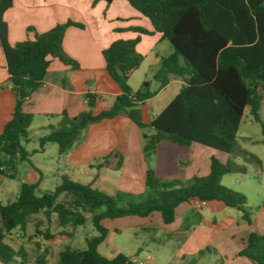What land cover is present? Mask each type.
Instances as JSON below:
<instances>
[{"label": "trees", "instance_id": "1", "mask_svg": "<svg viewBox=\"0 0 264 264\" xmlns=\"http://www.w3.org/2000/svg\"><path fill=\"white\" fill-rule=\"evenodd\" d=\"M100 1L110 4L114 0H94ZM126 1L149 19L153 27L152 32L139 27L131 30L139 35L160 33L173 48V53L162 59L155 74L159 89L166 87L172 77L181 78L185 85L159 115L148 123L142 121L136 107L156 92L149 90L148 82L137 92L128 83L130 74L144 60L136 50L140 37L116 41L103 51V57L106 71L121 94L109 108L102 110H96L97 97L86 94L87 109L73 118L64 112L58 125L51 126L49 133L39 139L41 148L54 144L59 155H64L88 127L121 114L139 130H149L143 144L147 159L163 141L182 147L199 144L230 154L247 110L254 122L261 123L264 134L260 117L264 101V0ZM13 2L0 0V47L16 102L12 119L0 133V176L9 179H15L20 163L31 164L23 142L28 137L33 116L24 112L23 105L43 85L52 60L79 69L78 62L65 53L63 41L69 27H81L68 21L35 34L33 40L11 45L3 15ZM244 171L243 167L225 165L215 157L211 158L210 173L206 177L186 183L162 181L154 169H149L147 192L141 201L125 193L108 195L94 189L92 183L74 181L67 175L62 176L55 190L42 195L37 194L39 183H24L14 201L0 204V260L17 264L16 257L22 255V250L15 252L5 242L12 232L20 230L24 235L32 225L33 239L42 236L50 241L56 237L51 228L54 223L61 230L83 227L89 214L93 215L92 223L98 235L88 237L83 250L65 247L59 253L57 264H135L122 252L111 259L99 252V246L109 234L102 221L147 218L158 213L162 223L170 225L176 220L178 207L192 201L221 202L241 211L243 220L251 225L247 198L221 185L225 175ZM237 256L250 264H264V235L250 233ZM37 264H44V258Z\"/></svg>", "mask_w": 264, "mask_h": 264}, {"label": "crops", "instance_id": "2", "mask_svg": "<svg viewBox=\"0 0 264 264\" xmlns=\"http://www.w3.org/2000/svg\"><path fill=\"white\" fill-rule=\"evenodd\" d=\"M3 20L7 24V41L11 45L33 40L35 34L45 33L56 25L68 21L81 25V27H69L63 41L65 53L78 62L79 69L74 70L57 60H52L43 85L23 105L24 112L31 114L33 121L37 117L43 119L44 128L47 131L46 135L51 126L58 125L64 112L73 118L87 109L86 94H93L97 97V107L105 102L113 104L115 98L121 94L119 87L106 71V63L103 57V51L114 42L140 37L136 50L144 56V60L129 76L128 83L133 91L132 80L137 84L138 91L142 89L145 82L151 86V81H148V78L152 77L155 80L154 77L160 68L162 59L173 53L172 47L165 46V39L160 33L139 35L131 30L139 27L152 32L153 27L150 20L143 17L126 0H114L110 4L104 1L95 3L94 0H14L13 6L4 13ZM161 47L162 50L159 49ZM151 60L152 63L148 65L149 72L145 69L142 76H135L136 72L147 61L150 62ZM184 85V81L177 77H172L169 84L162 89H159L157 82V89L154 91L156 94L142 103L141 106L150 109L153 101L164 102L159 113L154 116L156 117L180 93ZM10 88L11 82L7 62L0 47V133L12 119L15 108L16 102ZM154 117L144 122L148 123ZM124 118L129 119L121 114L113 119L91 125L82 133L79 141L72 149L64 155L67 161L77 164L78 166H75L79 170L86 168L90 170L102 169L104 166L117 169L121 173L120 177L116 178L117 189L123 190L124 186L125 190L142 191V185L136 184L134 180L143 179L147 171L142 153L144 134L129 119L131 121L130 132L124 141ZM30 140L28 129V137L23 145L28 144ZM209 149L199 144L182 147L163 141L158 145L155 152L154 170L160 179L168 181H189L197 177H206L210 173L211 158L216 156L213 150ZM36 151L38 150H34V153ZM31 165L33 166L32 160ZM92 165L94 167H91ZM33 169L42 176L44 175L37 166H33ZM90 175H94L96 179V173L91 172ZM35 183L40 185V181ZM193 206H195V201L180 205L176 211V220L179 213L180 216L187 218L189 209ZM129 218L134 220H127ZM141 219L144 218L125 217L115 220H123L126 222V226H133L134 228L146 229L150 227L149 223H145ZM105 221H102V225L109 230L108 236L112 232L117 233L120 230L108 228L104 223ZM185 229L190 230L189 238L193 239L199 236L198 231L202 227L201 225H191ZM252 232L264 235V228L252 229V226L248 225L246 230L230 236V239L239 243L237 251L243 246V240ZM171 234L177 235L179 232ZM69 239V235H65L60 239L55 237L48 242L55 246L53 247L56 250L54 264H57L59 253L67 247L66 242ZM140 251L139 249L134 250L130 256H137ZM111 253L112 255H110ZM111 253L102 255L111 259L120 251L113 247ZM122 253L129 256L125 252ZM244 261L246 264H250L246 259Z\"/></svg>", "mask_w": 264, "mask_h": 264}, {"label": "rangeland", "instance_id": "3", "mask_svg": "<svg viewBox=\"0 0 264 264\" xmlns=\"http://www.w3.org/2000/svg\"><path fill=\"white\" fill-rule=\"evenodd\" d=\"M164 44L166 47H171L167 40H165ZM159 49L162 50V47ZM151 63L152 60L150 62L147 61L136 72L135 76H142L144 70H148V65ZM148 79L152 84L149 86V90L151 92L156 91V80L152 77ZM131 86L134 92L138 91V86L133 80L131 81ZM151 104L152 107L150 109L142 107L141 104L136 107L142 121H148V119H151L159 113L164 102L153 101ZM111 105V102H105L96 109H106ZM260 117L264 123V101L260 110ZM123 120V140L125 141L130 132L129 125L131 121L127 118ZM44 127L43 119L35 118L29 128L31 140L28 144H25L33 166L41 169L44 175L42 176L34 170L30 163L22 162L18 166L15 179L0 176L1 205H7L14 201L24 183L40 181L37 194L42 195L55 190L61 184V179L64 175L81 183L92 182L94 189L111 196L118 193H125L137 201H141L144 198L147 192V172L149 169L155 168V153L150 159H147L142 150L147 171L143 179L134 181L136 184H141L143 190H125L124 186L123 190H119L117 189L116 179L121 175L119 170L106 166L102 169L95 168L90 170L86 168L79 170V168H76L78 166L77 164H74L72 161H67L65 155L60 156L58 154L56 145L47 144L44 149H41L38 138L46 135L47 131ZM141 131L144 136L149 133L147 129ZM34 150L38 151L34 153ZM213 152L216 154L215 158L223 164H229L239 168L243 167L245 169L244 172L225 175L221 180V185L233 191L240 192L247 198V208L252 219L251 225L243 220V213L241 211L229 208L221 202L208 203L202 208L193 206L189 209L187 218L180 216L179 213L178 219L170 225L163 224L159 215L154 213L149 218L141 219L145 223H149L150 227L146 229L126 226V222H124L126 219L124 221L106 219L104 223L108 228L112 227L113 229L120 230L117 233L112 232L108 236L105 243L99 247V252L106 255V253H111L113 247H115L120 252L129 254L128 257L133 261L139 259L135 261L143 264H246L244 258L237 256L239 243L230 239V236L246 230L248 225L252 226V229L258 227L260 229L264 228V134L261 123L254 122L249 111H246L233 151L230 154L216 150H213ZM257 159L260 163H257ZM91 172L96 173V179L94 175H90ZM179 181L184 183L189 182ZM134 186L136 185L134 184ZM92 217V214L87 215L88 220L83 227L68 228L66 230L57 228L54 223L51 227L52 233L58 239L69 235L70 239L66 242V245L73 249L83 250L86 248V239L98 235L92 223ZM39 218H43V216ZM127 220L133 221L134 219L129 218ZM191 225H201L202 227L198 231L199 236L193 239L189 238L190 230L187 231L185 229ZM173 232H179V234L173 235L171 234ZM33 235L34 228L31 225L24 235L20 230H17L13 235L8 236L5 242L15 252L22 250V255L16 257L18 263L37 264L40 259L44 258V264H54L56 261V250L53 247L55 246L48 243L49 241H45L42 236L33 239ZM138 249L141 251L137 256H130L132 251H137ZM0 264L5 263L0 260Z\"/></svg>", "mask_w": 264, "mask_h": 264}, {"label": "built area", "instance_id": "4", "mask_svg": "<svg viewBox=\"0 0 264 264\" xmlns=\"http://www.w3.org/2000/svg\"><path fill=\"white\" fill-rule=\"evenodd\" d=\"M205 204L204 203H202V202H199V201H195V206L197 207V208H202L203 206H204ZM133 261V260H132ZM135 264H143V263H141V262H139V261H133Z\"/></svg>", "mask_w": 264, "mask_h": 264}]
</instances>
